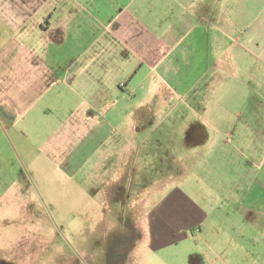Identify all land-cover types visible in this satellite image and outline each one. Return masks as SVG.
<instances>
[{"label": "crops", "instance_id": "0c3cea01", "mask_svg": "<svg viewBox=\"0 0 264 264\" xmlns=\"http://www.w3.org/2000/svg\"><path fill=\"white\" fill-rule=\"evenodd\" d=\"M220 3L0 0V195L13 191L17 213L43 177L101 194L111 212L141 169L159 165L154 182H169L176 164L179 178L194 176L195 195L175 188L145 211L154 251L177 243L172 228L181 239L205 223L227 228L222 213H259L264 226V13L236 35ZM172 101L178 112L157 111ZM158 115L174 144L155 136ZM155 141L172 161L157 160L168 153ZM201 247L188 264L234 259Z\"/></svg>", "mask_w": 264, "mask_h": 264}, {"label": "rangeland", "instance_id": "374dc122", "mask_svg": "<svg viewBox=\"0 0 264 264\" xmlns=\"http://www.w3.org/2000/svg\"><path fill=\"white\" fill-rule=\"evenodd\" d=\"M220 1V7L225 5L229 19L233 20L230 24L234 25L236 35L253 27L262 10L264 13V0ZM172 107L178 112L180 104L172 101L158 105L157 111L162 114V111ZM176 114L174 112L173 115ZM161 118L162 115L155 118V136L160 137L158 141L164 140L171 124L160 123ZM175 120L173 122L178 124ZM164 141L169 145L176 142ZM157 142L155 144L163 149L159 152L168 153V158L161 155L156 157L157 160L172 161L169 152L173 151L167 152ZM160 168L159 165L153 166L154 174L141 169V180L134 183L135 190L131 189L133 195L123 198L124 208L114 205L110 207L111 212H105L100 207L103 201L101 194L91 195L82 188L73 190L66 184L55 186L51 180L43 177L44 174H41L43 178L40 180L43 185L38 183L40 190L38 186L31 185L26 192L27 197H21L22 213L16 212L18 198L15 199L13 191L1 194L0 264H154L149 262L152 256H160L158 264H165L167 260H171L168 264H188L187 257L199 254L204 239L215 251L226 249L228 256H234L229 264L264 263V226L255 223L259 213H222L220 221H225L227 228H205V223L200 234L196 228L188 229L186 239H181L185 236L182 229L172 228L170 237L177 243L155 251L150 248L145 211L157 204H164L163 195L175 188L191 191L195 195L194 176L179 178V165L176 164L169 165V182H154L162 176ZM31 170L35 171L34 166H31ZM138 208L141 210L137 212ZM133 216L142 224L140 231L134 225ZM159 232L162 233V230ZM138 237L141 240L136 244Z\"/></svg>", "mask_w": 264, "mask_h": 264}]
</instances>
